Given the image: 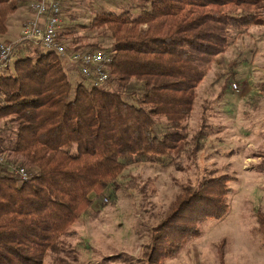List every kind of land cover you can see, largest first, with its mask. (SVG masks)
Listing matches in <instances>:
<instances>
[{"label":"trees","instance_id":"obj_1","mask_svg":"<svg viewBox=\"0 0 264 264\" xmlns=\"http://www.w3.org/2000/svg\"><path fill=\"white\" fill-rule=\"evenodd\" d=\"M127 1L137 16L103 14L90 25L110 40L106 87H89L51 51H30L0 72V264H44L129 161H177L192 143L195 157L204 135L190 142L187 125L198 87L235 33L264 25V0ZM24 2L0 0V35ZM24 43H14L16 54ZM66 44L82 49L76 38ZM227 180L203 176L184 187L152 229L147 263L164 264L200 236L202 223L227 216ZM256 221L264 245V212Z\"/></svg>","mask_w":264,"mask_h":264},{"label":"rangeland","instance_id":"obj_2","mask_svg":"<svg viewBox=\"0 0 264 264\" xmlns=\"http://www.w3.org/2000/svg\"><path fill=\"white\" fill-rule=\"evenodd\" d=\"M124 12L139 14L127 0H67L62 10V31L69 32L65 41L76 38L81 51L107 52L109 38L91 29V22L98 15ZM26 18H31L28 2L10 17V33L0 35V43L13 39L12 31L18 37ZM24 44L30 45L13 55L2 74L11 72L13 62L30 49L47 52ZM199 131L204 137L195 157L189 153L196 146L192 143L177 161H129L118 182L94 198L73 233L47 254L44 264H150L146 252L152 229L163 222L184 187L196 186L203 176L221 175L230 188L227 216L202 223L200 236L164 264H264L256 221L257 213L264 212V25L235 33L228 51L198 87L187 125L190 142Z\"/></svg>","mask_w":264,"mask_h":264},{"label":"built area","instance_id":"obj_3","mask_svg":"<svg viewBox=\"0 0 264 264\" xmlns=\"http://www.w3.org/2000/svg\"><path fill=\"white\" fill-rule=\"evenodd\" d=\"M65 1L67 0H30L31 18L24 24L19 40L56 53L67 67L79 71L89 87L104 88L110 77L112 57L103 51H74L67 46L65 40L61 38L62 10ZM14 43H0V69L6 67L15 54ZM232 88L238 90L235 83L232 84ZM3 164L4 159L0 156V166ZM9 167L23 181L29 179L25 168L17 167L14 163Z\"/></svg>","mask_w":264,"mask_h":264},{"label":"crops","instance_id":"obj_4","mask_svg":"<svg viewBox=\"0 0 264 264\" xmlns=\"http://www.w3.org/2000/svg\"><path fill=\"white\" fill-rule=\"evenodd\" d=\"M28 19H29V18H26V20H28ZM26 20H25V21H26ZM11 28L13 29V25L11 26ZM9 29H10V28H9ZM21 31H22V30L20 29L19 32H18V37H19V38H20ZM8 33H10V30L8 31ZM11 36H13L14 38L11 39V38L9 37V38L11 39V40H9V39L6 37V40H5V41H7V42H9V41L16 42V41L19 39V38L16 36V32H14V31L11 32ZM26 43H27V42H26ZM31 44H32V43H31ZM28 45H30V44H23V46H26V47H27ZM32 45H33V44H32ZM24 49H25V48L22 49V52H24V53H25V52H28V51H26V50H24ZM30 51H32V49H30ZM6 67L8 68L9 66H6ZM6 67H5V68H6ZM68 68H69L70 70L75 71V70H74L73 68H71V67H68ZM2 71H3V70L1 69L0 72H2Z\"/></svg>","mask_w":264,"mask_h":264}]
</instances>
